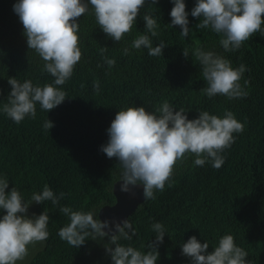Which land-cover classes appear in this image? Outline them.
<instances>
[{
  "label": "trees",
  "instance_id": "trees-1",
  "mask_svg": "<svg viewBox=\"0 0 264 264\" xmlns=\"http://www.w3.org/2000/svg\"><path fill=\"white\" fill-rule=\"evenodd\" d=\"M14 3L16 0H0V106L11 91L9 77L41 86L54 79L41 72L43 61L28 49ZM185 3L188 37L180 36L178 26L168 25L171 0H158L156 5L146 3L131 34L118 43L99 28L90 6L78 19L82 58L72 77L58 86L67 93L65 101L49 112L37 104L36 118L26 117L19 124L0 111V176L9 180L6 191L14 186L25 200L47 184L57 194L66 193L61 206L98 212L102 205L114 202L112 184L120 175L117 161L100 150L119 109L144 106L154 111L167 100L174 109L188 111L189 119L197 117L198 111L221 117L226 110L231 111L244 124V131L235 133L234 143L222 153L223 166L218 170L208 163L197 167L193 156L178 163L164 190L157 191L154 200L140 202L127 216L136 235L120 243L147 252L148 242L155 240L151 225L160 222L166 234L156 264H191L181 254L184 241L195 235L213 251L225 234L232 235L237 246L248 253V264H264V36L256 33L239 50L225 52L217 34L195 28L199 22L191 16L195 0ZM145 13L157 19L159 35L152 40L153 46L161 40L167 44L163 55L151 57L144 48L130 49L129 55H123V48L145 33ZM101 46H107L105 55L116 60L111 69L103 64ZM195 47L224 56L234 68L244 64L250 71L243 74L240 83L243 86L249 81L247 97L229 100L203 95L206 82L199 62L191 56ZM184 48L189 49L187 59ZM94 80L100 83L98 94L93 90ZM47 119L54 125L49 131L43 128ZM29 209L36 214L45 210L50 219L49 237L40 249L39 244L32 249L28 264H112L105 249L107 237L97 241L89 237L84 245L74 248L58 236L59 229L69 223L59 206L46 201L33 203Z\"/></svg>",
  "mask_w": 264,
  "mask_h": 264
},
{
  "label": "clouds",
  "instance_id": "clouds-1",
  "mask_svg": "<svg viewBox=\"0 0 264 264\" xmlns=\"http://www.w3.org/2000/svg\"><path fill=\"white\" fill-rule=\"evenodd\" d=\"M169 27H179L180 36L189 35V12L185 0H171ZM146 3L156 5L158 0H16L13 11L23 26L28 49L34 50L43 61L42 73L50 74L54 79L43 86L33 84L31 80L20 82L15 77L8 78L11 91L7 102L0 106L9 119L19 124L26 117L35 119L37 104L46 112L56 108L68 97L61 89L73 75L74 68L82 58L79 47L78 19L89 12L99 28L115 43L131 34L137 16ZM191 16L199 22L197 29H210L217 34L219 44L225 52H235L245 41L256 33L264 36V0H195ZM145 33L133 38L130 47L123 48V55H129L130 49H147L151 57L163 55L167 44L161 40L153 46V37L159 35L157 19L149 13L143 15ZM107 46H101L99 53L111 69L115 58L105 55ZM183 56L189 57V49H182ZM191 56L199 62L201 75L206 87L201 93L209 98L217 95L229 100L245 98L248 92L245 80L240 81L246 71L244 64L233 67L230 60L203 47H195ZM98 64L97 67H102ZM93 90L100 91L98 80L93 81ZM188 111L176 110L164 100L148 111L144 106H128L119 109L108 127V140L100 150L109 158L115 159L120 168L117 180L123 193H132L133 188L142 187L144 200H154L157 191L162 192L178 163L193 156V163L203 167L206 163L214 169H220L225 157L222 153L235 141V133L244 131V124L238 121L231 111H225L223 117L198 111V116L189 119ZM49 119L43 123L45 131L53 127ZM9 189V180L0 176V264H19L30 254V247L43 246L49 237V215L29 214L30 206L50 201L59 212L69 220L58 231L61 240L74 248H79L86 240L107 237L106 254L112 264H156L159 258V245L166 234L162 223L151 225L155 240L147 244V252L131 245L120 243L131 241L136 235L128 219H100L95 211L73 210L70 206H61L60 200L66 196L61 191L55 193L47 184L42 191L33 192L25 200L16 187ZM111 206V205H109ZM101 210L99 211V213ZM142 248L144 245L141 246ZM181 254L190 259L191 264H248V253L237 246L234 237L225 234L218 245L209 251L208 242L201 243L195 235L181 245Z\"/></svg>",
  "mask_w": 264,
  "mask_h": 264
},
{
  "label": "water",
  "instance_id": "water-1",
  "mask_svg": "<svg viewBox=\"0 0 264 264\" xmlns=\"http://www.w3.org/2000/svg\"><path fill=\"white\" fill-rule=\"evenodd\" d=\"M112 194L114 196V202L112 204L102 205L98 209L97 216L102 220L114 219L118 221L126 219L135 210L137 205L144 200L142 187L133 188L132 193H123L119 189V182L117 180L112 184ZM100 210L101 212L99 213Z\"/></svg>",
  "mask_w": 264,
  "mask_h": 264
},
{
  "label": "rangeland",
  "instance_id": "rangeland-1",
  "mask_svg": "<svg viewBox=\"0 0 264 264\" xmlns=\"http://www.w3.org/2000/svg\"><path fill=\"white\" fill-rule=\"evenodd\" d=\"M31 213H33L32 211H30V209H29V214H31ZM41 248V246L39 245V247H38V249H40ZM32 247H30V249H29V251L31 252L32 251ZM30 259V256H28L26 259H25V261H23V262H19V264H28V260Z\"/></svg>",
  "mask_w": 264,
  "mask_h": 264
}]
</instances>
